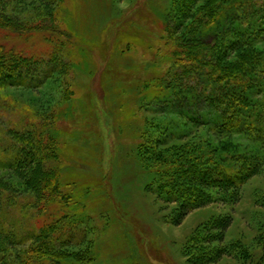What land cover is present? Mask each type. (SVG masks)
<instances>
[{"label": "rangeland", "instance_id": "1", "mask_svg": "<svg viewBox=\"0 0 264 264\" xmlns=\"http://www.w3.org/2000/svg\"><path fill=\"white\" fill-rule=\"evenodd\" d=\"M174 1L190 7L191 17L204 2L9 0L3 8L9 20L31 28L22 31L23 35L0 30V44L8 49L27 56H46L53 44L44 38H59L53 32L54 21L72 35L71 45L66 48L70 71L35 69L11 77V86L0 87V129L26 123L28 114L42 120L53 116L54 129H44L45 133L58 140L65 163L62 176L76 182L74 192L80 202L75 210L85 208L89 214L74 227L79 237L73 234V241L64 249L83 255L82 260L89 258L84 264H264V156L255 175L239 184L237 191H208L207 204L193 208L182 218L180 205L163 196L154 170L142 163L143 150L138 146L145 129L155 138V144L148 147L160 150L162 155L169 146L180 147L202 133L208 135V128L202 123L210 111L201 102L203 99H187L179 108L175 101L169 106L151 102L146 105L143 98L144 94L155 92L143 87L153 73L152 59H160L157 51H169L161 39L165 27L175 29L182 23L183 17L175 11L169 15L170 3ZM238 2L236 11L223 4L222 18H226L228 29L225 39L237 43L233 51L221 46L222 57L230 61L237 57L241 45L264 51V34H260L264 31V0H234L235 5ZM187 25L188 21L180 29ZM253 32L257 35L251 36ZM216 39L211 34L205 43L212 49L222 42ZM258 75L249 81V97L257 105L237 117L242 126L237 135L219 139L208 131L210 137L219 142L238 140L244 150L260 148L264 153V67ZM196 81L188 84L197 96L210 95L204 89L206 84ZM213 115L206 119L220 124V118ZM169 123L186 126L187 133L176 129L173 134L158 136L159 126L167 127ZM157 159L155 155L151 162L157 165ZM9 160L5 156L1 165ZM227 162L223 168L229 172L225 170L227 173L222 176L235 183L243 181L242 170H233L237 164ZM0 187L24 191L15 173L4 168L0 169ZM23 198L21 195V201ZM56 209L49 206V211ZM228 218L229 227L223 231L219 223ZM0 248L7 254L12 252L3 243Z\"/></svg>", "mask_w": 264, "mask_h": 264}, {"label": "trees", "instance_id": "2", "mask_svg": "<svg viewBox=\"0 0 264 264\" xmlns=\"http://www.w3.org/2000/svg\"><path fill=\"white\" fill-rule=\"evenodd\" d=\"M8 1L0 0V30H13L18 35H23L22 31L31 28L18 20H9L4 15L3 8ZM220 1L204 0L195 10V17L189 16L193 14L192 9L185 8L184 3H170L169 15L175 11L179 17H183L182 23L175 26V29L171 26L165 27L161 39L169 51H157V54H161L160 59L158 56L152 59L150 67L153 73L147 81L150 84L146 83L143 87H150L155 92L144 94L143 98L146 105L151 102L152 105L158 103L169 106L175 101L179 108L187 99H203L201 102L208 106L210 113L203 116L206 122L202 125L213 133L212 137L216 135V138L219 136V139H223V136L232 133L237 135V129L242 127L237 117L243 116L247 110L250 111L257 105L249 97L252 91L249 81L257 79L259 71L264 67V51L251 45L247 48L241 45L235 59L230 61L225 60L227 57H222V45L227 46L226 51H233L232 47L237 48L236 42L225 39L228 29L224 24L227 22L226 18H222L225 13L223 4H229L228 8L230 6V9L236 11L240 2L235 5L234 0ZM187 21L189 25L183 30L180 29ZM61 26L60 22L54 21L53 32L59 38H44L50 45L53 44L46 56H27L21 51H14L0 44V87L11 86V77H20L21 74L31 73L35 69L49 67V70L59 68L60 71H70L71 63L66 48L68 49V44L71 45L69 40L72 35L62 30ZM39 32L44 34L42 30ZM211 34H215L216 41H222L212 49L205 43V38ZM260 34L263 35L264 31ZM254 35L257 32H253L251 36ZM160 71L162 76L157 74ZM194 79H197L196 84H206L204 89L210 95L204 96L202 93L197 96V91L188 84ZM211 115L216 119L220 118V124H212L206 119L208 116L212 117ZM194 119L198 121L195 116ZM52 120V115L42 120L28 114L26 123L8 127L6 130L0 129V160L5 156L10 159L4 165L0 162V169L15 173L24 186V191L20 193L0 187V243L12 250L7 254V250L0 248V264H84L89 260L87 257L82 260L83 255L64 249L73 241V234L78 236L73 231L74 227L79 226L81 219L87 218L89 214L88 209L74 208L80 202L74 192L76 182L62 176L65 163L58 140L52 135L47 136L44 130L54 129ZM186 128L169 123L167 127L159 126L157 133L160 137L167 136L166 134H173L176 129L185 132ZM208 131L205 133L208 135L202 133L199 138L188 140L180 147L169 146L163 155L160 150L155 151L148 147L149 144L151 147L155 144L153 134L150 136L145 129L140 136L142 143L138 147L143 150L145 157H142V163L149 170H154L155 182L161 185L163 196L180 205V218L193 208L204 207L209 201L208 191H216V194H228L233 189L234 192L237 191L239 184L255 175L264 156L260 148L246 151L238 144V140L235 143L233 140L219 142L215 137H210ZM155 155L158 157L157 165L151 162V157ZM227 161L237 164V168L233 170L238 173L242 170L245 175L243 181L235 183L222 176L227 173V169L223 168ZM32 166L35 168L29 171ZM21 195H24L23 201L20 199ZM49 206L57 209L49 211ZM17 214L19 217L15 219ZM39 217H42L41 221ZM229 223V218L220 222V229L226 231Z\"/></svg>", "mask_w": 264, "mask_h": 264}]
</instances>
